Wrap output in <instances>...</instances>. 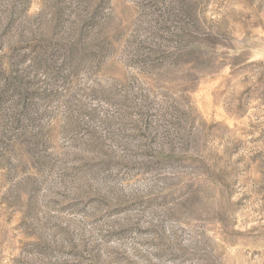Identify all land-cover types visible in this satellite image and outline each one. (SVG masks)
Instances as JSON below:
<instances>
[{
    "label": "rangeland",
    "instance_id": "1",
    "mask_svg": "<svg viewBox=\"0 0 264 264\" xmlns=\"http://www.w3.org/2000/svg\"><path fill=\"white\" fill-rule=\"evenodd\" d=\"M0 264H264V0H0Z\"/></svg>",
    "mask_w": 264,
    "mask_h": 264
}]
</instances>
